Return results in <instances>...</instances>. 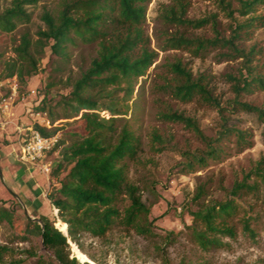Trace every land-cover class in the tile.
<instances>
[{"label":"rangeland","instance_id":"374dc122","mask_svg":"<svg viewBox=\"0 0 264 264\" xmlns=\"http://www.w3.org/2000/svg\"><path fill=\"white\" fill-rule=\"evenodd\" d=\"M69 1L21 3L28 20L16 21L11 31L0 25V205L13 213L11 222L0 221V245L12 250L5 256L6 262L23 260L24 264H34L37 256L44 259L51 256L41 238L28 231L31 225L27 219L38 218L41 213L52 212L57 216V209L49 203L48 211H33L24 192L33 197L38 190L37 194L44 199L55 183L47 170L55 165L62 148L86 133L81 113L67 118L72 112L64 98L96 57L97 45L76 40L68 46L64 58L51 52L50 43L35 45L40 38L38 31L45 28L41 15L46 11L55 15ZM179 3L183 7L182 19H204V23L194 27L166 20L163 17L166 8L177 11L175 1L149 0L142 30L148 50L153 52L152 64L137 80L127 113L116 117L113 123L116 135L126 128L138 137L136 158L126 159V163L129 180L149 210L145 222L149 231L140 233L116 222L101 237L88 232L78 234L75 240L68 237L69 256L77 259L76 248L88 259H77L79 264H264L261 197L245 191L234 197L230 194L235 182H241L247 174L251 180H259L254 171L258 167L264 169V121L238 103L264 108V85L236 94L230 77L239 79L244 59L228 47L212 45L196 56L186 47L173 48L167 42L170 35L229 38L235 26L244 24L238 27L234 43L244 52L251 51L250 65L264 84V0L255 2L246 14L233 11L231 16L218 0H179ZM227 3L233 10L239 6L237 0H225L224 4ZM12 6L13 0H0V14ZM25 37L31 42L28 52L32 60L20 57L16 51ZM177 63L190 73L191 80L200 82L210 99L199 93L190 100L174 95L173 86L185 81L171 66ZM18 69L21 80L16 74ZM43 99L51 115L35 110ZM4 103L8 104L6 109ZM173 112L190 119L198 132L191 124L168 117ZM99 114L110 117L106 111ZM36 124L49 130L63 126L57 132L63 143L43 156L34 170L30 164L18 161L17 127ZM212 148L216 149L215 155L209 153ZM31 171L37 179L32 186L28 185ZM226 199L234 200L238 207L230 221L235 226V235H218L222 245L203 248L194 234L202 225L193 213ZM123 203L117 204L121 210ZM244 216L254 229L253 236L242 230L240 220ZM60 222L56 218L54 225L61 231ZM65 228L62 232L67 235V225ZM28 252L36 256H29Z\"/></svg>","mask_w":264,"mask_h":264},{"label":"trees","instance_id":"16d2710c","mask_svg":"<svg viewBox=\"0 0 264 264\" xmlns=\"http://www.w3.org/2000/svg\"><path fill=\"white\" fill-rule=\"evenodd\" d=\"M35 0H13V6L0 14V25L4 30L11 31L16 26V21H27L28 16L23 11L21 3ZM177 11L173 7L166 8V20H175L199 27L204 19H182L183 7L179 0ZM224 5L228 15L233 11L246 14L255 2L261 0H237L238 8L230 9V4L225 0H218ZM149 0H71L62 5L57 14L49 11L41 15L45 24L43 30L38 31L39 40L35 45L50 43L51 52L61 58L66 57L69 45L80 40L84 43L97 45L96 57L91 60L90 66L82 72L72 86L70 93L65 96L64 103L72 115L81 113L85 123L84 135L69 146L62 148L55 165L48 169V176L55 183L50 186L46 198L51 206L57 209V216L41 213L38 222L27 219L31 225L28 230L41 238V244L50 251L51 256L44 259L37 256L34 264H79L75 257H70L66 249L68 237L75 240L78 234L88 232L93 236H104L116 222L131 227L140 233L149 231L147 215L148 208L141 201L137 187L129 180L126 159L136 158L139 140L132 132L123 128L115 134L114 119L125 115L128 111V101L131 100L137 80L145 75L152 64L153 52L147 48V38L142 30L145 20L146 7ZM239 24L233 28L229 38L215 37L213 39L185 38L180 35H170L167 42L173 48L186 47L191 53L198 56L212 45L219 44L230 48L234 54L243 57L244 70L239 79L230 77L234 82L233 89L238 94L251 87L263 86V80L255 74L250 65V52H244L236 46L234 41L238 37ZM31 42L23 38L16 48L19 56L32 60L28 49ZM175 72L184 76L185 81L173 86L176 97L190 100L199 93L210 99L209 92L198 81L191 80L190 73L179 63L172 64ZM13 68V67H12ZM17 77L21 80L22 73L18 69ZM11 76L14 72L10 73ZM248 111H254L264 121V108H258L247 103L238 102ZM37 112L48 111L43 99L35 107ZM99 111H106L110 117L105 118ZM168 117L173 120H182L191 124L198 132V127L188 118L178 113H170ZM54 123V119L51 120ZM44 136L54 135L62 127L49 130L40 124L34 125ZM242 139V133H239ZM63 142L59 143L47 154L55 151ZM216 149L210 150V155H215ZM259 180H251L247 174L241 182H235L230 191L231 196L245 191L256 198H260L264 205V169L256 168L254 171ZM263 183L262 189L260 183ZM262 190V191H261ZM262 192V195H261ZM124 202L122 210L118 202ZM238 207L234 200L215 202L205 205L193 213L194 219L200 221L202 229L195 230V238L203 247L222 245L218 235L234 237L235 226L230 224L231 218L236 214ZM12 211L5 205H0V221L11 222ZM67 225V235L55 227V219ZM242 230L250 236L254 229L250 226L249 219L244 216L241 220ZM12 253L11 248L0 245V264H24L23 260L5 261V256ZM29 256H36L30 253Z\"/></svg>","mask_w":264,"mask_h":264},{"label":"built area","instance_id":"2783aa9c","mask_svg":"<svg viewBox=\"0 0 264 264\" xmlns=\"http://www.w3.org/2000/svg\"><path fill=\"white\" fill-rule=\"evenodd\" d=\"M13 94L16 86L12 88ZM4 109L8 104H2ZM19 139V159L31 165H37L45 153L51 151L59 143V135H42L34 126L17 127ZM47 169V166H43Z\"/></svg>","mask_w":264,"mask_h":264},{"label":"crops","instance_id":"0c3cea01","mask_svg":"<svg viewBox=\"0 0 264 264\" xmlns=\"http://www.w3.org/2000/svg\"><path fill=\"white\" fill-rule=\"evenodd\" d=\"M17 157H18V161L22 164V165H25V164H23V163H25V162H23V161H21L20 159H19V149H18V154H17ZM30 166H32V168L34 169V170H36V168H35V166H37V165H31L30 164ZM26 170V172H30L27 168L25 169ZM32 172L33 171H31V174L29 175L31 178H30V180L28 181V185H31L32 186V184L34 185V184H36V182H37V179H36V177L34 176V175H32ZM11 180H12V182H15V177H11ZM25 193V196H27V197H29L28 199L30 200L29 201V206L32 208V210L33 211H48L49 210V202H48V200H47V198H46V195H44V199H42L41 198V195L39 194H37L38 193V190H37V192H36V194H32V195H34L33 197L31 196V195H29V194H27V192H24ZM35 198V199H34Z\"/></svg>","mask_w":264,"mask_h":264},{"label":"bare ground","instance_id":"6f19581e","mask_svg":"<svg viewBox=\"0 0 264 264\" xmlns=\"http://www.w3.org/2000/svg\"><path fill=\"white\" fill-rule=\"evenodd\" d=\"M60 224H61V231L62 230H64L63 232H65V227H66V223H64V222H60ZM65 228V229H64ZM75 252H76V256H77V259L78 260H81V261H83V260H86L87 258H86V256L81 252V251H79L78 249H76L75 248ZM88 260V259H87Z\"/></svg>","mask_w":264,"mask_h":264},{"label":"water","instance_id":"95a60500","mask_svg":"<svg viewBox=\"0 0 264 264\" xmlns=\"http://www.w3.org/2000/svg\"><path fill=\"white\" fill-rule=\"evenodd\" d=\"M29 217V216H28ZM31 220H33V221H35V222H38L40 225H41V227L43 226L42 225V222L38 219V218H31V217H29Z\"/></svg>","mask_w":264,"mask_h":264}]
</instances>
